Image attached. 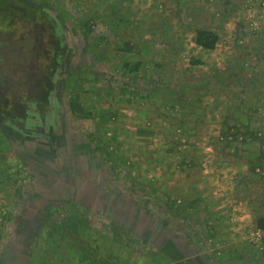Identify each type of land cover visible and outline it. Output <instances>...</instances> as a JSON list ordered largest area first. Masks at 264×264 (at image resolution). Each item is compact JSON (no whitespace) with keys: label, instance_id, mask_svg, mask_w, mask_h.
Masks as SVG:
<instances>
[{"label":"rangeland","instance_id":"rangeland-1","mask_svg":"<svg viewBox=\"0 0 264 264\" xmlns=\"http://www.w3.org/2000/svg\"><path fill=\"white\" fill-rule=\"evenodd\" d=\"M54 1L90 42L73 97L92 188L36 226L0 142V264H264L263 2ZM198 28L219 33L215 49L196 46ZM120 205L141 223L115 220Z\"/></svg>","mask_w":264,"mask_h":264},{"label":"flooded vegetation","instance_id":"flooded-vegetation-1","mask_svg":"<svg viewBox=\"0 0 264 264\" xmlns=\"http://www.w3.org/2000/svg\"><path fill=\"white\" fill-rule=\"evenodd\" d=\"M90 55L86 33L54 0H0V142L23 172L36 226L48 207L80 202L92 188L73 97ZM22 234L26 247L31 235Z\"/></svg>","mask_w":264,"mask_h":264},{"label":"trees","instance_id":"trees-1","mask_svg":"<svg viewBox=\"0 0 264 264\" xmlns=\"http://www.w3.org/2000/svg\"><path fill=\"white\" fill-rule=\"evenodd\" d=\"M221 37L218 32L208 29V28H198L195 32V44L198 47H201L205 50H213L216 48L220 41ZM128 65V63H126ZM142 62L136 61L134 63V70H139L141 67ZM121 213L115 218L119 220V222L123 223L124 225L128 227H134L135 223L139 224L141 223V219L139 217V214L137 211H135L133 208H131V205H127L126 207L123 206L121 208ZM258 227L261 230H264V218H259L257 220ZM153 238L155 240L159 241H171L172 235L171 232L168 231L166 228H161L158 230H153ZM27 239H29V236H27ZM173 240V239H172ZM176 244L179 248L182 250H185L188 252V255L194 254V250L192 246L190 245L189 241L181 236H178V239L175 240ZM195 264H212V263H201L196 262Z\"/></svg>","mask_w":264,"mask_h":264},{"label":"built area","instance_id":"built-area-1","mask_svg":"<svg viewBox=\"0 0 264 264\" xmlns=\"http://www.w3.org/2000/svg\"><path fill=\"white\" fill-rule=\"evenodd\" d=\"M261 2H263V4H264V0H261Z\"/></svg>","mask_w":264,"mask_h":264}]
</instances>
